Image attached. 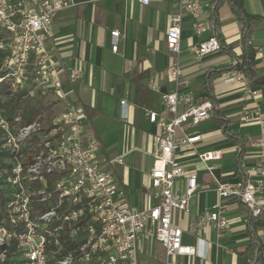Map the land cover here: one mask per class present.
<instances>
[{"label": "built area", "instance_id": "obj_1", "mask_svg": "<svg viewBox=\"0 0 264 264\" xmlns=\"http://www.w3.org/2000/svg\"><path fill=\"white\" fill-rule=\"evenodd\" d=\"M148 6L151 0H138ZM77 5L75 0H0V29L7 38L0 42V84L7 82L12 94L27 91L53 92L64 103V110L47 125L40 117L31 124L22 116L9 119L0 111V149L7 153L0 171V194L7 190L8 220L0 225V247L15 243L27 264H140L141 239L146 237L165 248L164 264H175L177 257L199 256L207 259L205 246L184 243V230L174 222L176 212L189 214L200 185L198 175L188 172L178 162V153L194 148L202 135L194 129L212 119V103L198 102L187 90L182 56L183 21L191 17L198 37L209 36L190 48L195 61L219 52L221 42L212 33L201 0H179L166 43L174 62L167 71L173 89L162 95L171 118L145 110L147 120L158 127L153 142V167L149 189L154 205L137 209L126 202L125 190L118 184L109 164L99 157V143L86 134L83 107L71 101L65 92L66 80L84 79L81 69H67L58 64L48 49L57 16ZM112 51L119 50L121 32L112 31ZM256 57L264 65V52ZM225 83L244 84V98L259 93L239 71H231ZM152 89L157 87L154 82ZM123 118L128 119L127 102L122 101ZM247 121L264 120L260 111ZM258 148L257 159L244 180L234 184L219 183L218 201L190 226L196 232L216 227L219 234L229 230L224 217L225 201L245 206L252 217L264 221V138L251 140ZM199 161L209 172L217 170L221 151L203 152ZM113 164L123 165L122 159ZM184 179V188L179 181ZM48 206L41 212L40 207ZM55 224L54 228L51 226ZM0 254V263L6 258Z\"/></svg>", "mask_w": 264, "mask_h": 264}, {"label": "crops", "instance_id": "obj_2", "mask_svg": "<svg viewBox=\"0 0 264 264\" xmlns=\"http://www.w3.org/2000/svg\"><path fill=\"white\" fill-rule=\"evenodd\" d=\"M178 1L151 0L148 6H144L138 0H75L77 5L74 8L57 16L53 35L47 40L48 49L58 64L67 69L78 68L83 71V80L65 81V92L71 101L83 107L86 134L97 142L98 139L103 142L98 152L100 159L106 161L111 170L116 166L124 168L120 175L125 182L122 186L118 184L125 190L127 204L137 209H149L155 203L153 191L148 188L153 167L152 154L148 177L143 180L139 171H146L147 149L153 145L159 129L147 120L144 112L150 110L161 118H171L162 95L173 89L167 81V71L174 62V56L168 50L166 37L172 18L178 13ZM201 1L209 22L211 0ZM243 3L252 17L250 42L255 52H264V0H243ZM219 18L218 34L224 48L201 61L194 60L190 48L209 34L198 37L193 31V19L186 17L183 21L181 62L184 80L187 81V90L198 102H211L206 86L207 77L216 70L232 65L233 59L226 49H233L237 55L242 52L241 24L227 4L219 9ZM116 30L122 36L119 50L114 53L111 33ZM258 62L260 65L261 61ZM230 73L213 77L212 92L218 109L230 122L232 133L243 144L230 139L222 126L212 118L194 129L202 135V141L194 148L178 153V162L188 172L198 175L200 189L192 200L191 212L185 214L177 211L174 222L184 230L185 244L196 246L198 239H203L208 246L204 249L207 259L199 256L177 257L174 259L175 264H249L243 253L253 241L260 245L264 256V226H257L253 232L249 210L235 201L226 200L224 203V217L230 228L222 235L214 226L196 232L190 229L194 220L217 203L215 189L219 183L234 184L245 179L259 151L250 142L264 138V120L255 118L247 121L243 116L245 111L250 114L260 111L264 118L261 88L249 81L250 88L259 94L244 98V84L224 82ZM151 81L159 91L151 88ZM41 94L54 96L51 106L57 108L58 112L52 119L64 110L63 101L53 92ZM122 101L128 104V119L122 117ZM208 123H213V126L207 127ZM117 127H120V132H124V138L129 139L123 145L124 152L130 157L127 163L113 156L115 152L121 151L117 143L113 142L116 137L113 131ZM209 151L222 153V159L216 164L218 168L214 172H209L198 159L200 153ZM242 152L244 173H238L237 156ZM232 155L234 169L224 171L226 156ZM115 159H122L123 165L113 164ZM133 164L136 165L134 174L131 173ZM184 183V179L179 181L180 189L184 188ZM258 221L264 222L261 219ZM142 256L143 264H164L165 248L155 240L142 237L140 264Z\"/></svg>", "mask_w": 264, "mask_h": 264}, {"label": "trees", "instance_id": "obj_3", "mask_svg": "<svg viewBox=\"0 0 264 264\" xmlns=\"http://www.w3.org/2000/svg\"><path fill=\"white\" fill-rule=\"evenodd\" d=\"M224 4H227L231 12L235 15L238 22L241 24V44H242V52L240 55H237L233 49H226L229 55H231L233 59V63L230 67H225L223 69H219L214 71L207 77L206 86L210 93V101L212 103V118L222 126L224 129V133L233 140H237V142L243 144L242 140L232 133L230 128V122L227 120L220 112L217 107V102L212 92V79L215 76L221 75L225 72L229 71H239L242 72L246 78L253 84L254 86H258L261 88L262 97L264 100V65H259V59L256 57V52L250 42V35L252 32L250 21L251 16L247 13L243 0H211L210 3V26L212 28V33L217 35L220 40L218 34V27L220 26V18H219V9ZM7 38V34L5 31H0V42ZM221 42V40H220ZM224 48L221 43V49ZM2 53H0V58ZM27 94V91H20L16 94H12L10 85L7 82H2L0 84V109L3 110V113L9 118L13 119L16 116H22L23 123L31 124L36 121L41 115L48 111L51 107V104L48 106L45 103L43 98L39 99L35 105H23L22 99ZM1 144V141H0ZM0 153L4 156H8L6 152L1 151ZM237 164H238V173H244L243 170V152L238 153L237 156ZM5 166V164H0V171ZM7 190L1 191L0 194V225L4 224L5 220H8L6 205L8 201V196L6 194ZM48 210L47 205H43L40 207V211L44 212ZM251 214V213H250ZM251 216L250 226L252 231L257 226H264V222H260L257 219ZM55 224L51 226L54 228ZM6 251V258L3 263L0 264H27V262L23 259L22 253L17 249L15 243H11L9 247L4 246L0 247V254ZM243 256L247 258L249 264H264V256L262 255V250L260 245L253 241L247 250L243 253Z\"/></svg>", "mask_w": 264, "mask_h": 264}, {"label": "rangeland", "instance_id": "obj_4", "mask_svg": "<svg viewBox=\"0 0 264 264\" xmlns=\"http://www.w3.org/2000/svg\"><path fill=\"white\" fill-rule=\"evenodd\" d=\"M0 31H2L1 29H0ZM53 95H44V94H41V93H34V95L33 96H30L29 94H28V92H27V94L24 96V98L22 99V104L23 105H35L36 104V102L39 100V99H41V98H43L44 100H45V103H46V105L48 106L49 104H51L52 105V103H54L53 102ZM0 111L1 112H3V110L2 109H0ZM58 112V109L57 108H52V106L50 107V109L48 110V111H46V112H44L42 115H41V117H40V120L42 119H44L43 121V123H45L46 125H47V123H49V121H51V119H52V117L56 114ZM209 125H207V127H209V126H213V123H208ZM206 126V125H205ZM120 127H117V129H115V131H113L114 133H116V137L115 138H113V142H114V144H116L117 143V146H119V150H121V151H117V152H115L114 153V157L116 158V157H120V158H122L123 160H124V162H126L127 163V161H129L130 160V157L127 155V153H125L124 151V149H125V147L123 146L124 145V143H126L129 139H125L124 138V132L123 131H121L120 132ZM129 142V141H128ZM98 143H99V149H101L102 147V144H103V142L102 141H100L99 139H98ZM120 145H122V146H120ZM153 145H151V147L150 148H148L147 149V153H148V159H147V163H146V171L144 172V171H139V173H140V176H141V178L144 180V179H146V177H148V173H149V171H150V168H151V166H152V158H151V154H152V152H153ZM232 152H233V150H232ZM227 154V153H226ZM7 159H9L8 158V156H4V154L2 155V153H0V164L1 163H3L4 162V160L6 161ZM127 159V160H126ZM234 158H233V155L232 156H230V157H227L226 156V160H225V165H224V171H230V170H233L234 169ZM140 167V166H139ZM124 169V168H123ZM123 169H121L119 166H116V167H113V172H114V174H115V178H116V180H117V182L122 186L123 185V183L125 182V180L123 179V176L122 175H120V173L123 171ZM132 171H131V173L132 174H134L135 172H136V165L135 164H133L132 165V169H131ZM138 172V171H137ZM141 264H143V256H142V259H141Z\"/></svg>", "mask_w": 264, "mask_h": 264}]
</instances>
